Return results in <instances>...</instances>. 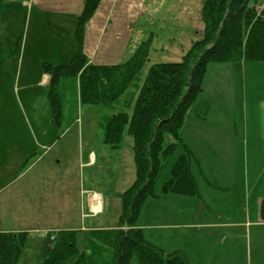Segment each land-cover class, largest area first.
<instances>
[{"label":"rangeland","instance_id":"1","mask_svg":"<svg viewBox=\"0 0 264 264\" xmlns=\"http://www.w3.org/2000/svg\"><path fill=\"white\" fill-rule=\"evenodd\" d=\"M253 1L258 6L264 3ZM119 2L120 8L126 5L125 13L130 10V25L120 23L131 28L132 43L138 47L150 39V59L140 84L152 66L181 62L193 43L204 37L205 0ZM257 10L264 12V7ZM16 24V29L8 26L0 32V233L24 236L18 264H37L53 232H75L76 247L84 252L92 232L118 228L122 196L134 184L137 168L129 125L120 147L106 145L101 121L107 110L82 103L78 78L60 84V115H54L42 69L50 62L29 50L26 16ZM186 122L188 135L183 139L193 155L199 194L185 200L162 195L174 164L186 152L180 144L155 185L162 202L149 197L136 227L169 224L177 218L255 219L247 200L254 197L257 184V193L264 198V143L253 142L264 136V62L210 61ZM166 141H171L169 135ZM212 186L221 188V194ZM94 196L100 198L99 211L92 209ZM206 206L213 214L208 215ZM259 208L264 219V201ZM151 232L146 229L150 241ZM211 243L206 249L213 252ZM238 245L245 262L239 253L237 264H264L255 240L244 238Z\"/></svg>","mask_w":264,"mask_h":264},{"label":"trees","instance_id":"2","mask_svg":"<svg viewBox=\"0 0 264 264\" xmlns=\"http://www.w3.org/2000/svg\"><path fill=\"white\" fill-rule=\"evenodd\" d=\"M101 1L86 0L77 18L78 48L69 63H43L42 69L50 76L49 100L54 115H60V84L67 78H78L82 103L107 110L101 121L106 145L120 147L124 128L129 125L137 178L122 196L118 228L92 232L84 252L76 247L75 232H53L46 238L37 264H188L181 252L166 253L147 240L135 223L146 200L156 197V182L174 150L184 146L182 129L201 90L206 65L212 60L264 62V12L255 10L253 0H205L204 37L193 43L181 62L152 66L140 84L150 59V39L118 65L88 63L83 51L85 27ZM166 135L171 141H166ZM192 157L187 148L178 158L163 194H199ZM24 245V236L0 233V264H18ZM71 259L75 260L68 263Z\"/></svg>","mask_w":264,"mask_h":264},{"label":"crops","instance_id":"3","mask_svg":"<svg viewBox=\"0 0 264 264\" xmlns=\"http://www.w3.org/2000/svg\"><path fill=\"white\" fill-rule=\"evenodd\" d=\"M119 1L102 0L93 18L86 24L83 51L89 64L118 65L126 61L137 47L135 42L132 43V36L129 37L131 28L126 26L130 25L132 21L129 17L130 10L125 13L126 5H122L123 8L122 6L120 8ZM85 2L86 0H2L0 2V11L2 12L0 15V32H6L4 30L8 29V26L16 29V25H18L16 23H18L20 16H26V40L29 32L31 34L29 50L50 64L64 65L66 61L68 64L78 48L76 40L77 18L83 12ZM263 7L264 3L260 6L256 5L255 9L262 10ZM122 21L126 25L120 23ZM43 81L49 86L50 76L45 73ZM188 124L186 122L182 129V138L183 134L188 135ZM261 137L263 138L253 142L264 143V136ZM183 143L184 146H182L186 151L188 146H186L184 139ZM192 173L195 175L193 159ZM258 186L257 184L254 189V197L251 199L249 195L247 200V204H252L255 209V219L253 220L247 219L246 221L244 217H239V219L226 217L224 222L220 219L218 221L200 222L188 218L189 220L186 222H181L182 218H177L179 219L178 222L172 221L169 224L156 226L142 224L138 228L142 229L145 237L146 229L153 230L150 233L152 240L150 241L146 237L147 240L166 253L181 252L186 257L188 264H237L239 253L240 261L245 262L238 245L244 238L257 242L259 256L264 259V219L261 217V209L258 210V206L262 204L264 198L257 193ZM212 188L221 194L219 191L221 188L218 189V186H212ZM246 189L251 194L250 189L247 187ZM246 193L249 194L247 191ZM162 195L165 197L174 195L179 200L189 198V196L173 193H162ZM197 196L192 197L196 198ZM153 198L155 200V198L160 197ZM159 200L155 202L161 203L163 199L160 198ZM204 210L208 215L213 214L208 206ZM182 215L184 217L187 214L182 213ZM227 240L230 243H226ZM210 243L214 248V254L211 250L206 249Z\"/></svg>","mask_w":264,"mask_h":264},{"label":"bare ground","instance_id":"4","mask_svg":"<svg viewBox=\"0 0 264 264\" xmlns=\"http://www.w3.org/2000/svg\"><path fill=\"white\" fill-rule=\"evenodd\" d=\"M91 203H92V209L94 211H99L100 210V198L99 196H94L91 198Z\"/></svg>","mask_w":264,"mask_h":264}]
</instances>
